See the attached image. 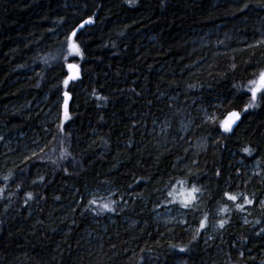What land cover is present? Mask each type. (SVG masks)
Returning <instances> with one entry per match:
<instances>
[{
	"label": "trees",
	"instance_id": "trees-1",
	"mask_svg": "<svg viewBox=\"0 0 264 264\" xmlns=\"http://www.w3.org/2000/svg\"><path fill=\"white\" fill-rule=\"evenodd\" d=\"M261 40L264 0H0V264H264V104L219 127Z\"/></svg>",
	"mask_w": 264,
	"mask_h": 264
},
{
	"label": "snow or ice",
	"instance_id": "snow-or-ice-1",
	"mask_svg": "<svg viewBox=\"0 0 264 264\" xmlns=\"http://www.w3.org/2000/svg\"><path fill=\"white\" fill-rule=\"evenodd\" d=\"M130 4L135 3V0H128ZM245 8L248 7L247 4L244 5ZM93 21L91 18L84 21L79 25V29H83L85 24H91ZM77 29H73L70 31V33L66 36V42L68 49L70 52H72L75 55H82L79 45L74 40V37L77 36ZM63 43V42H62ZM259 43H264V40L259 41ZM68 69L71 75L68 76L67 79L63 81L65 87H67L70 80H76L79 78V67L75 64H68ZM253 76L255 78L250 79L247 83L246 91L247 93H250V98L248 99L247 103L243 106L240 110H231L228 112L227 117L219 122V127L223 129V132L225 133H232L234 131V126L238 125V122L241 121L242 113H248L250 109H256L259 108L262 104H264V69H261L258 73H253ZM68 99L69 94L67 92L64 93V104H63V118L64 120L70 119L69 113H68ZM63 126L61 125V128ZM244 151L248 153L249 155L252 154L251 148H245ZM217 175H220L218 172ZM4 179H8V177H5ZM3 190L0 189V192ZM201 193V188L192 185L190 188H188L185 191L184 198L178 203L183 208H189L190 206H195V202L197 200L198 194ZM224 196L227 198V200L232 201L235 204V207L239 211L245 210V205H252L255 201L253 198H249V196L244 195L241 193L238 195L230 194L229 192H224ZM241 196L243 197V202L237 203L241 199ZM28 198L32 199V194H28ZM176 202V201H173ZM90 203H95V201H91ZM259 204L264 207V200H260ZM103 208L107 209L108 211H113L114 209L110 208L107 204L103 205ZM228 211L227 207L221 208V212L226 213ZM248 222L247 220L245 221ZM227 223V220H220L219 221V227L222 229L225 227V224ZM257 224L260 223L259 220L256 221ZM207 226V215H205L204 219L200 221L199 229H203ZM199 229H197V233L199 232ZM261 233H264V228L260 229V232L257 233V235H260ZM181 252L185 251V249L181 248ZM243 255V253H241Z\"/></svg>",
	"mask_w": 264,
	"mask_h": 264
},
{
	"label": "rangeland",
	"instance_id": "rangeland-1",
	"mask_svg": "<svg viewBox=\"0 0 264 264\" xmlns=\"http://www.w3.org/2000/svg\"><path fill=\"white\" fill-rule=\"evenodd\" d=\"M205 143L202 141L198 142L196 147H194L195 151H200V149L204 148ZM256 175H261V166L257 165L255 167ZM198 206H190L189 208H183V207H175L170 206L166 208L164 211H161L157 214L158 218L161 220V223L165 224H176V223H182L183 225H186L188 222L190 223L188 219L190 218V213L194 214V208ZM200 209V208H199ZM190 225V224H189ZM194 230V229H192ZM216 231L217 228H215Z\"/></svg>",
	"mask_w": 264,
	"mask_h": 264
}]
</instances>
